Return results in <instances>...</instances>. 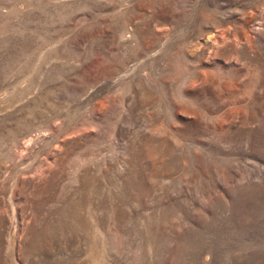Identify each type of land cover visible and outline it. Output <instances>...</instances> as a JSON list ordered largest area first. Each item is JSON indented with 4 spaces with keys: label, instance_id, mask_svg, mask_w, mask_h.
Listing matches in <instances>:
<instances>
[{
    "label": "rangeland",
    "instance_id": "obj_1",
    "mask_svg": "<svg viewBox=\"0 0 264 264\" xmlns=\"http://www.w3.org/2000/svg\"><path fill=\"white\" fill-rule=\"evenodd\" d=\"M0 264H264V0H0Z\"/></svg>",
    "mask_w": 264,
    "mask_h": 264
},
{
    "label": "bare ground",
    "instance_id": "obj_2",
    "mask_svg": "<svg viewBox=\"0 0 264 264\" xmlns=\"http://www.w3.org/2000/svg\"><path fill=\"white\" fill-rule=\"evenodd\" d=\"M89 225V224H88ZM89 227V226H88ZM90 228V227H89ZM94 229V228H93ZM91 230V229H90ZM86 232V231H85ZM91 233V232H90ZM88 235V234H87ZM90 235V234H89ZM89 235H88V238H89ZM92 236V235H91ZM96 236H97V234H96ZM92 247H93V245H92ZM91 250V249H90ZM89 253H90V251H89ZM88 253V254H89Z\"/></svg>",
    "mask_w": 264,
    "mask_h": 264
}]
</instances>
